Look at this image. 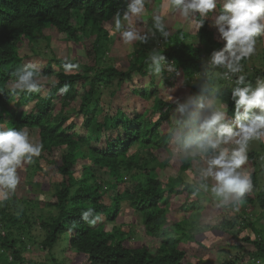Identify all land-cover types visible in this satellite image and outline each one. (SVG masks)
I'll use <instances>...</instances> for the list:
<instances>
[{
    "label": "trees",
    "instance_id": "1",
    "mask_svg": "<svg viewBox=\"0 0 264 264\" xmlns=\"http://www.w3.org/2000/svg\"><path fill=\"white\" fill-rule=\"evenodd\" d=\"M128 2L130 0H0V126L23 128L29 133L35 131L37 143L43 144V149L32 161L38 162L42 158L56 165V181L52 184L54 191L46 198L38 201L22 198L17 194L18 184L7 200L0 201V264H28L23 252L32 237L27 234L32 223L37 224L36 216L28 214L26 207L29 205L41 207L42 211L49 209L47 217L40 215L44 231V237L39 242L42 247L50 253L60 246L75 251L77 259H80L77 264L196 263L187 258L186 250L168 248L166 243L169 240L156 248L127 246L125 241L129 236L125 231L109 227V224L132 208L144 215L150 234L153 230L161 232V226L167 223L168 218L164 205L169 204L173 192H184L189 187L191 161H199L202 157L199 154L185 155L180 174L172 180L174 184L171 181L168 183L167 189L156 174L158 155L163 150L171 153L173 145L188 152L176 134L181 122L188 125L184 127L185 132L190 130L200 102L207 103L212 101L211 97H220L227 105L228 118L232 119L235 111L234 101L231 100L233 82L224 79L223 68L211 70L208 64L203 65L212 50L223 47L224 42L218 40L216 29L209 25L219 14L222 0H219L214 13H209L202 28L198 27V14L189 24L173 29L170 20L163 23L167 17L163 15L161 23L164 31L169 33L167 37L155 26L156 21L152 24L146 22L145 11L141 16L133 17V21H127L123 27L135 30L139 36L146 38V42L137 40L141 49L126 62L127 70H121L119 63L102 66L110 53L104 39H110L115 33L120 35L115 31L114 17L117 12L123 16ZM165 2L145 0V9L155 6L162 11ZM74 13L76 16H73ZM175 13L176 10H172L169 17ZM62 34L63 39L54 38V35ZM82 34L92 38L86 57L82 56L81 61L76 55V58H56L53 40L76 44L82 40ZM42 40L54 52L44 61L39 58L40 49L35 45ZM257 40L264 42V33ZM153 51L165 56L159 76L148 71L149 67L154 68L149 58ZM250 57L241 61L243 72L233 74L232 80L243 74L255 87L258 78L264 79V63L249 67ZM27 64L34 65L33 70L39 80L55 75V86L44 84L41 80L42 90L39 93H10L9 85L15 79L14 73ZM69 64L73 65V70L65 74V66ZM96 68L98 73L92 79L88 73ZM193 68L205 79L192 86L195 101L188 105L189 113L177 123L170 122L171 112L184 102L155 99L160 90L159 84L172 85L178 80L180 72L192 75ZM213 72L219 73V76H213ZM136 77L148 78L149 82L136 84ZM65 85L69 86L68 92L61 93L60 89ZM95 87L98 89L95 90ZM126 88L132 97L124 94ZM153 98V102L147 104ZM139 105H143L142 108ZM165 122L170 124V130L164 134L162 125ZM263 140L264 137H261L256 145H263ZM58 149H61L59 156L55 154ZM247 155L253 167L261 168L257 159L264 157L256 149L248 150ZM170 160L171 157L166 159V163ZM78 164L81 165L80 176L74 170ZM241 167L243 169L244 166ZM102 173H108L113 179L106 180ZM126 174L131 180L128 187H123L128 179ZM258 174L256 170L250 174L253 189L259 186ZM28 183L31 185V181ZM244 199L252 208L231 216L220 214L216 224L231 228L239 225L238 232L251 226L254 235L248 233L238 239L235 256L214 264H264V225L260 228L252 220L251 212L257 205L264 210V189L254 196L245 193ZM89 208L92 211L85 218L84 212ZM91 220H96L95 225L89 223ZM195 237L193 239L196 240ZM249 245L254 249L247 248Z\"/></svg>",
    "mask_w": 264,
    "mask_h": 264
},
{
    "label": "clouds",
    "instance_id": "2",
    "mask_svg": "<svg viewBox=\"0 0 264 264\" xmlns=\"http://www.w3.org/2000/svg\"><path fill=\"white\" fill-rule=\"evenodd\" d=\"M219 0H166L163 7L171 8L179 13L185 21H189L197 14L200 19L198 27L202 28L209 16L214 13ZM145 0H130L121 16L115 14V31L120 34L125 44L134 40L146 42L145 37L139 36L135 30L125 29L122 21L131 23L133 17L144 13ZM156 27L165 37L161 23L162 15L153 14ZM218 34V40L223 41V47L211 51L207 61L209 68H223L224 79L232 81L231 100L234 101V115L227 116V105L220 97L216 102H200L197 104V114L185 132L186 122H181V128L176 137L182 147L189 154L201 155L206 167L200 172V187L221 203L229 199L243 203L246 192H251V177L242 170L248 159V146L252 140L264 137V79L258 78L253 87L241 74L232 80V75L243 72L241 61L255 52L257 37L264 33V0H222V8L214 20L209 22ZM149 58L154 64L148 71L160 73L161 61L165 56L153 51ZM34 65L27 64L14 73L15 79L9 85L12 94L39 93L42 85L37 77ZM73 65L65 66V74L72 72ZM57 81H52L53 86ZM68 85L60 89L61 93L68 92ZM176 111L181 117L189 113L188 105H180ZM201 113H203L201 115ZM231 145V147H229ZM43 144L33 142L29 132L23 128L0 126V201L7 200L10 193H14L19 176L17 169L23 161L31 162L38 157ZM187 174V172H186ZM193 177L189 176V180ZM210 180L211 184L203 181ZM92 209L84 212L85 218ZM99 219V217H97ZM95 225L96 220L89 221Z\"/></svg>",
    "mask_w": 264,
    "mask_h": 264
},
{
    "label": "rangeland",
    "instance_id": "3",
    "mask_svg": "<svg viewBox=\"0 0 264 264\" xmlns=\"http://www.w3.org/2000/svg\"><path fill=\"white\" fill-rule=\"evenodd\" d=\"M151 8L152 9H145V14L143 15L144 18H146V22L148 24L154 23L155 19L153 18V14L167 16L163 19V23H167L170 20L172 29L181 24L183 26H185V24H189L190 20L185 21L179 16L178 12L175 13L173 17H169V15L172 14L171 8L167 9L166 7H163L162 11H159L155 6H152ZM73 16H76V13H74ZM122 23L126 24L127 21H122ZM143 26L144 25H142V27ZM115 34L116 35L111 36V38L108 40L104 39L106 47L110 49V53L109 57L104 59L102 66L119 63L121 64V70H127L128 68L126 66V62H128L133 56L137 55V50H140L141 46L137 43V40H134L129 44H125L120 35L117 33ZM54 36L56 40H61L63 39L64 34ZM81 36L82 40L76 44H71L70 42V44H68L67 42L53 40L52 45L56 50V58L61 59L71 56L76 58V55L78 56V60L81 61L82 56L86 57V50L90 48L92 38H89L84 34ZM46 43V41L40 42V44L35 43V45L38 46V49H40L39 58L42 61L54 55V52L46 45ZM255 49V52L250 57L248 64L249 67H251V65L261 66L264 63V42L257 40ZM26 51L28 52V49H26ZM207 61H204V66L207 64ZM92 63L93 62H90V64ZM97 69L98 68L88 73L92 79L94 78L95 74L98 73L96 72ZM80 71L81 73L84 72L82 70ZM191 72L193 73H191L192 75H184V73L180 72L177 78L178 80H176L172 85L160 82V90L155 96V99H166L170 103L177 101L182 103L184 102L181 105H189L194 102L195 100L193 97L192 86L196 84V82H199L201 79L205 78H203L204 75L200 76V72L194 68ZM160 74L161 73H157V76ZM213 76L218 77L219 73L213 72ZM40 79L44 82V84L49 83V86L53 85L52 81H57L55 75H52L49 78ZM134 80H137L135 82L136 84H145L149 82L148 78L142 77H136ZM205 81H207V79ZM88 82L91 81L89 80ZM94 89L97 90L98 88L95 87ZM47 90H49V88ZM46 93L47 91L44 94ZM124 94L131 96L130 90L128 88H126ZM153 100L154 98L149 100L147 104L149 102L152 103ZM210 100H212L213 103L216 102V99L213 97H211ZM55 103H53V105H55ZM56 104L58 107L60 106V104ZM143 105H139L140 108H142ZM57 111L58 110L55 112ZM171 116L170 122L173 123H177L178 120L180 121L182 119L177 111H172ZM162 130L164 134L168 132L170 130V124L165 122L162 125ZM29 135L30 139L33 142L36 141L37 143V133L32 131L29 133ZM34 137H36L35 141L33 140ZM258 141L260 140L250 141L248 150L251 151L256 149V152H258L260 156L264 157V144L256 145ZM170 151L171 153L167 150H163L160 155H158V160L155 162L157 166L156 174L162 179L165 187L167 185V189L169 187L168 183L171 181L170 183L174 184L172 180H174V178L180 174L182 158L185 157V155L187 157L192 156V154L182 151L181 148H178L176 145H173ZM55 154L59 156L61 154V149H58ZM49 157L53 159L51 156ZM169 157H171V160L169 163H166V159L168 160ZM257 160L259 162L257 165L261 168L257 169L253 167L251 162L247 159L242 169L249 176L253 170H256V173L259 172V186L256 189L252 188L251 192H246L252 196L255 194L257 195V192L260 189H264V159L259 158ZM57 163L59 164V162ZM191 163L192 169L190 170V176L193 177V181L190 180L191 184L188 187L189 189H185L184 192H173L171 194L169 204L166 203V205H164L168 210V218L167 223L162 224L161 232H156L153 230L150 234L148 232L149 229L145 224L144 215L141 212H136V210L132 208L124 211L123 216L119 217L113 224H109V227H117L125 231L126 235L129 236V238L125 241L127 246L141 247L143 245H148L150 248H156L160 243L169 240V242L166 243L168 248L175 247V249L177 248L186 250L187 258L193 260V262H196L195 264H214L235 256L237 253L236 245L238 243V239L242 238L248 233L252 236L254 235V232L251 230V226H247L245 229H243V231L238 232L239 225L236 228H231L221 227L216 224V219L220 214H228L231 216L233 213L244 212L243 210L250 209L252 207L245 201L244 198L243 203L237 202L233 199H229L226 203H221L220 200L214 198L210 191L206 192L199 186L201 182L199 170L202 167H206L203 159L199 161L192 159ZM86 164H89V162ZM78 165L79 166L75 167L74 170L77 176H80L79 173L81 174V165ZM55 166L56 165L53 163L42 158L38 159V162L23 161L22 166L17 169V174L19 176L18 184L20 185L19 189L17 190V194L22 196V198H31L35 201L42 200L43 197L46 198L54 191L52 184L56 181V174L54 173ZM193 170L195 172H193ZM103 175L106 176V180L107 178L113 179L108 173H102L101 176ZM126 176L128 177L126 181L127 183H124L123 187H128V184H130L128 181L131 179L128 174H126ZM28 181H31V185H29ZM203 182L208 183L209 185L211 184L210 180ZM180 185L181 182L179 183V186ZM198 206L203 207L200 209ZM140 207L142 208L143 205L141 204ZM26 209L28 210V214L30 216H36L37 224L33 222L31 229L29 228L30 232L27 234V236L29 235L30 238L32 237V241L31 243L28 242L29 244L26 245L27 250L23 252V255L26 259L25 262L28 264H77L78 260L80 259H77L78 254L75 251L65 250V247L60 246L57 247L53 253H50L39 243L44 237V231L41 227L40 215L45 214L47 217L49 214V209L42 211L41 207H33L30 205L27 206ZM251 212L253 213L252 220L257 222L261 228V226L264 225V210H262L257 205L253 210H251ZM45 216L42 217L44 218ZM240 226H243V224ZM193 236H196V240L193 239ZM171 239H174L175 241H172ZM247 248L254 249V247L250 245L247 246ZM229 250H231V252Z\"/></svg>",
    "mask_w": 264,
    "mask_h": 264
}]
</instances>
